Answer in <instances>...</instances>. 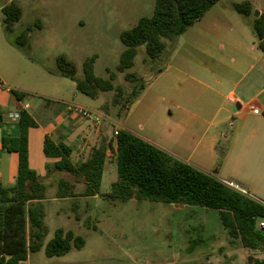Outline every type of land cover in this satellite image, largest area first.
<instances>
[{"label": "rangeland", "instance_id": "rangeland-1", "mask_svg": "<svg viewBox=\"0 0 264 264\" xmlns=\"http://www.w3.org/2000/svg\"><path fill=\"white\" fill-rule=\"evenodd\" d=\"M11 1L22 10L11 38L31 28L24 50L6 44L1 8ZM243 2L252 5L250 17L240 15L234 8ZM154 8L155 0H0V74L9 82L6 86L28 93L24 102L32 106L30 111L42 126H47L49 119H39L34 112L44 110L54 117L66 105L81 106L104 116L100 127L88 122L89 132L100 129V136L111 141L115 130L123 125L124 113L133 100L132 91H139L142 84L164 68L181 43L180 37L165 40L166 50L154 62L140 47L134 67L118 72L125 49L120 34L141 18L152 16ZM220 8L253 29L254 19L264 14V0H219L214 11ZM94 55L95 74L103 79L113 74L115 85L113 91L103 92L95 99L79 92L74 81L58 74L56 65V59L65 56L76 65L77 78L83 79V63ZM40 136L39 131L33 135L31 164L36 170L50 164L38 153ZM49 167L55 170L54 164ZM117 177L113 149L108 152L100 195L81 196L84 188L79 185L73 189L77 197L62 200L57 198L58 189L51 186L44 201L47 234L43 247L29 255L27 264H248L250 256L264 258L261 249L232 243L216 210L163 202L107 200L102 195L110 191ZM201 223L206 226L205 232L200 231ZM58 229L71 230L82 237L84 247H73L64 256L49 258L46 246ZM193 241L198 245L190 250Z\"/></svg>", "mask_w": 264, "mask_h": 264}, {"label": "trees", "instance_id": "trees-1", "mask_svg": "<svg viewBox=\"0 0 264 264\" xmlns=\"http://www.w3.org/2000/svg\"><path fill=\"white\" fill-rule=\"evenodd\" d=\"M218 2L155 0L152 16L141 18L134 27L120 34L125 49L117 66L118 72L124 73L134 67L140 47L145 48L151 61H158L166 50L165 40L180 37ZM234 8L245 17L252 15L253 8L249 2L235 4ZM2 13L6 38L14 46L26 49L30 27L15 39L10 36L14 25L22 18L21 8L15 1H11L2 8ZM252 26L259 47L264 51V14L254 19ZM96 60V55L85 60L83 79H78L76 65L65 56H60L56 59L57 73L74 81L79 92L95 99L101 93L115 89L113 74L109 79L95 74ZM138 80L142 81L141 78ZM146 83L141 85L139 91H132L131 102L145 88ZM11 92L19 101L24 100L28 94L17 89H11ZM116 104L119 101L116 100ZM3 118L0 108L2 149L17 152L19 165L14 186L4 187L0 183V264H27L29 255L41 250L47 234L44 204L47 188L29 163V130L37 124L25 110L20 112L17 123L6 125ZM113 142L103 140L93 148L90 157L79 164H73L70 160L71 147L63 143L56 144L49 137L44 141V153L49 158L59 159L54 164L56 170L69 172L84 180L86 187L81 196L95 197L100 195L108 151L113 150ZM115 143L118 177L111 184L110 191L101 194L107 200L163 202L216 210L232 243L238 242L244 248L261 249L264 252V230L259 227L260 221L264 220V203L130 131L119 129ZM73 188L67 181H61L57 198L77 197ZM84 245V239L73 231L58 229L47 243L45 252L49 258L60 257L68 254L73 247L81 249ZM197 245L198 242L193 241L190 250ZM247 263L264 264V258L250 256Z\"/></svg>", "mask_w": 264, "mask_h": 264}, {"label": "crops", "instance_id": "crops-1", "mask_svg": "<svg viewBox=\"0 0 264 264\" xmlns=\"http://www.w3.org/2000/svg\"><path fill=\"white\" fill-rule=\"evenodd\" d=\"M215 6L180 36L179 47L128 105L118 129L138 135L223 182L239 185L250 197L264 203V51L250 26L236 21L225 9L214 11ZM6 42L14 48L7 38ZM0 83L5 87L9 84L1 74ZM11 89L15 88L0 89L4 123L12 124L6 118L8 114L25 110L37 124L29 130L30 168L47 191L51 186L58 189L61 181L85 190L83 179H74L69 172L68 176L61 175L63 171L58 173L49 167L59 159L45 155L44 141L49 137L56 144L71 147L70 160L79 164L105 140L100 129L89 132V123L74 115L70 105L59 108L54 117L44 110L34 112L39 119H49L47 126H42L31 113L32 106L25 99L19 101ZM37 131L41 132L38 153L50 162L40 170L31 164ZM2 135L0 128V183L12 187L19 155L2 149ZM113 141L116 151L115 138ZM199 228L206 230L202 223Z\"/></svg>", "mask_w": 264, "mask_h": 264}, {"label": "built area", "instance_id": "built-area-1", "mask_svg": "<svg viewBox=\"0 0 264 264\" xmlns=\"http://www.w3.org/2000/svg\"><path fill=\"white\" fill-rule=\"evenodd\" d=\"M3 88H8V87H5L4 85H2L0 83V89H3ZM74 115H76L77 117L83 119L84 121H87L89 123H91L92 125H97V126H100L104 120V116L99 114V113H96L92 110H89L87 108H84V107H81V106H70V109H69ZM255 113H258L257 110H255ZM7 120L10 122V123H17L19 122L20 120V113H10L7 115ZM118 132H119V129L115 130L114 134H115V137L118 135ZM226 185L240 191L241 193L245 194V195H248V193L246 192L245 189H243L242 187H240L239 185L235 184V183H232V182H224ZM259 227L264 230V221H260L259 223Z\"/></svg>", "mask_w": 264, "mask_h": 264}, {"label": "water", "instance_id": "water-1", "mask_svg": "<svg viewBox=\"0 0 264 264\" xmlns=\"http://www.w3.org/2000/svg\"><path fill=\"white\" fill-rule=\"evenodd\" d=\"M258 15H259V12H258V11H256V13H255V17H258Z\"/></svg>", "mask_w": 264, "mask_h": 264}]
</instances>
